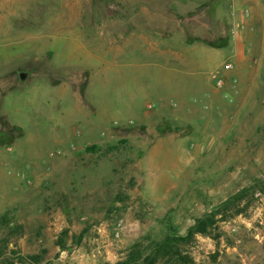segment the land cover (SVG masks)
Masks as SVG:
<instances>
[{
    "label": "rangeland",
    "instance_id": "rangeland-1",
    "mask_svg": "<svg viewBox=\"0 0 264 264\" xmlns=\"http://www.w3.org/2000/svg\"><path fill=\"white\" fill-rule=\"evenodd\" d=\"M235 1L191 0L184 59L159 61L115 51L131 0H0V264L141 262L225 201L155 264H264V0ZM216 71L208 108L178 110Z\"/></svg>",
    "mask_w": 264,
    "mask_h": 264
},
{
    "label": "crops",
    "instance_id": "crops-1",
    "mask_svg": "<svg viewBox=\"0 0 264 264\" xmlns=\"http://www.w3.org/2000/svg\"><path fill=\"white\" fill-rule=\"evenodd\" d=\"M160 1V5H159ZM191 0L185 2L184 0H150L148 2V6L144 5V2L141 0H131L132 7L130 8L132 12V23L131 25H126L125 27L118 30V43L116 46V53L129 52L132 54L138 53L140 51L141 44L143 47H147L146 53L153 54L159 61L168 60L170 61L172 57L175 59H184L182 57V53L174 52L170 46L171 39V31L173 25L177 28L178 24H174L176 20L182 22L184 18L176 19L173 17L179 14H188L191 13L193 9L197 8V6H193L190 2ZM143 2V3H142ZM228 3L231 4L232 7L235 8L236 1L228 0ZM142 4V7H138L137 5ZM152 4V5H151ZM138 7V8H137ZM125 10V9H124ZM202 11V9H201ZM143 13L146 14L147 17L144 18L143 22H140L139 15ZM129 26V28H128ZM152 30L157 33L159 38H154L152 35L142 36L141 32L144 30ZM239 35L236 30L234 31V38L232 40L233 43V54L235 56H240V45L238 42ZM142 41V43H141ZM188 46V45H187ZM188 49H192L193 47L199 46L197 42L193 41L192 45H190ZM203 47V46H202ZM205 48V47H204ZM204 49H201V51ZM205 50H218L214 46H206ZM194 62L202 63L203 60L200 56H191ZM211 77V76H210ZM212 84V78H208L205 75H201V78L194 79L192 82L186 83L187 87H183V93L179 89H177L176 95L179 96L178 110L182 111L184 115L190 116L192 113H197V111H205L208 108V100L209 96L208 90H210V83ZM184 85V86H185ZM190 90L193 97L189 99L185 97V91ZM207 90V91H205ZM159 103H161L159 105ZM163 103V99H159L158 106H161ZM161 108L159 107L158 110ZM201 114V113H200Z\"/></svg>",
    "mask_w": 264,
    "mask_h": 264
},
{
    "label": "trees",
    "instance_id": "trees-1",
    "mask_svg": "<svg viewBox=\"0 0 264 264\" xmlns=\"http://www.w3.org/2000/svg\"><path fill=\"white\" fill-rule=\"evenodd\" d=\"M96 148V144L86 147L87 150H95ZM233 199H236V197L232 196L230 200ZM228 202L229 201L222 202L220 206H216L213 210L206 212L202 217L196 218L195 222L188 227L185 235L175 234L173 230H167V233L162 239L153 243L151 242V253L149 255H145L143 261L137 262V258L134 257V259L121 261L119 264H155L159 255L168 254L170 252V248L175 246V244L183 241H189L196 233L209 234L211 232L210 227L214 224V216ZM179 258L183 261L181 256Z\"/></svg>",
    "mask_w": 264,
    "mask_h": 264
},
{
    "label": "built area",
    "instance_id": "built-area-1",
    "mask_svg": "<svg viewBox=\"0 0 264 264\" xmlns=\"http://www.w3.org/2000/svg\"><path fill=\"white\" fill-rule=\"evenodd\" d=\"M232 66V63L231 62H226L224 64V67L225 68H230ZM211 78L214 80V84H215V87L216 88H221L224 84V79L223 77L219 74V72H214L212 73L211 75ZM234 86V85H233Z\"/></svg>",
    "mask_w": 264,
    "mask_h": 264
},
{
    "label": "water",
    "instance_id": "water-1",
    "mask_svg": "<svg viewBox=\"0 0 264 264\" xmlns=\"http://www.w3.org/2000/svg\"><path fill=\"white\" fill-rule=\"evenodd\" d=\"M19 76H20L21 79H24L25 76H26V73L25 72H21Z\"/></svg>",
    "mask_w": 264,
    "mask_h": 264
}]
</instances>
